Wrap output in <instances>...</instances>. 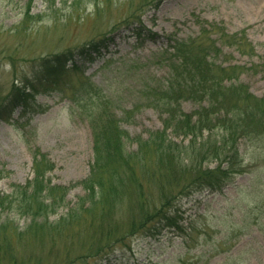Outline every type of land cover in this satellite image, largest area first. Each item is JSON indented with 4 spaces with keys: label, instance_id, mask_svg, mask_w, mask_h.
<instances>
[{
    "label": "rangeland",
    "instance_id": "obj_1",
    "mask_svg": "<svg viewBox=\"0 0 264 264\" xmlns=\"http://www.w3.org/2000/svg\"><path fill=\"white\" fill-rule=\"evenodd\" d=\"M185 47L196 58L204 53L208 73L222 85L221 107L217 92L199 97L183 87L170 104L161 97L169 95V57ZM55 54L62 66L53 68L46 91L0 116V197L31 180L33 156L41 153L53 164L45 172L50 184L70 187L34 222L3 203L0 223L9 222L0 232V264H264V0H0V103L13 80ZM239 88L263 111L243 123L244 131L241 122L235 128L243 172L220 191L173 185L169 164L154 151L155 135L164 131L181 145L190 136L165 129L169 108L195 118L212 101L219 110L206 113L210 129L201 138L219 139L227 135L218 121L223 115V126L234 128L229 117ZM77 93L83 98L74 101ZM105 124L123 132L134 179L124 175L113 203L92 202L87 210L81 180L94 160L93 128ZM169 189L176 219L150 238L132 224L139 206H158ZM106 204L109 226L102 227ZM190 220L184 241L172 234Z\"/></svg>",
    "mask_w": 264,
    "mask_h": 264
},
{
    "label": "trees",
    "instance_id": "obj_2",
    "mask_svg": "<svg viewBox=\"0 0 264 264\" xmlns=\"http://www.w3.org/2000/svg\"><path fill=\"white\" fill-rule=\"evenodd\" d=\"M215 39L216 38H214V40ZM241 41L242 40H239L238 43ZM94 48L97 50L96 45H94ZM178 52H180V50L177 48L169 57V78L170 76L172 77L171 82L169 81V95L165 94L164 91L163 93L160 92L161 97H166L170 104L171 100L177 99V95L173 96L176 93V89H183V87H185L184 89H187L188 92L198 95L199 97L212 96L213 98L214 94L217 92L222 96L218 101V107H221L222 104L225 103V96H223L222 91L219 90L222 85L215 76L208 73L204 53L198 55L196 58L195 54L191 51L189 52V49L186 47L182 54ZM60 55L61 54H55L41 58L37 63L38 66L32 69V75H21L17 84H15L13 80L11 88H9L8 93L3 97L2 102H4H1L2 105L0 103L1 117L4 118L5 113L11 112L16 106L25 108L27 104H29V100L33 97V94L35 95L41 91H46L43 86H46L47 79L50 78L54 72L56 73L53 68L55 66H62ZM186 55L191 57L189 63L192 66L188 63ZM193 56L196 58L195 61H192ZM50 81H52V79H50ZM241 94H243V96H241ZM92 95L91 93L87 97L91 98ZM234 95L236 96V111L233 113L234 116L232 115L229 117V120L234 124V128L223 126V121H227L226 116L223 115V118L218 119V121L223 127V133L227 135H222L219 139L214 138L210 140L208 136L204 137V139L201 138L203 137L201 131L203 129H210L209 123H211V119L206 118V113L219 110V108H213L212 101L208 103V107H204L201 111L197 110L195 118H193L194 116L192 114L182 111L177 113L175 111L176 109L173 108L172 110L169 108V119L165 121V129L170 128L173 136H178L179 134L190 136L187 143L181 145L180 143H176V141L170 138L164 131H161V134L158 136L155 135L156 137L154 140L157 138L158 140L153 144L154 151L160 163L169 164V182H175L173 185L183 184V186L180 187H185L187 191H191L193 188L194 190L207 188L210 191H220L231 180L235 173L243 172V159L235 140V132L237 131L235 128H238V124L241 122L242 125L238 132L244 131L247 127L244 126L243 123L253 120L255 112L260 110V104L256 103L251 105V103H249L250 96L247 90L239 88L237 94ZM81 98H83L82 94L78 95L77 93V95L73 96L74 101L80 100ZM262 108H264V106ZM260 111L263 113L262 110ZM261 124L263 125V123ZM226 128L228 129V133ZM122 133L123 132L115 125H97L93 128L94 160L88 176L81 180V184L87 192L86 194L90 196V203L87 210H90L92 202L105 204L108 200L113 199L111 202L113 203L116 196L119 195V188L123 186L125 179L124 175L126 178L131 180L134 179L132 167L127 163L133 156L125 152L126 149H124ZM151 135L153 134L149 133L147 139L151 138ZM147 144L149 143L147 142ZM139 150L140 147L137 151ZM186 158H188V162L184 164L182 161ZM211 160L216 161L213 167L203 165L204 162ZM52 166V162L47 160L43 153L38 157L34 155L32 160L33 177L31 180H27L23 185L17 186L16 188L19 187L18 191H11V193L4 195V197H0V209H4L3 203L6 202L9 210L14 206L21 214L30 216L31 222H34L35 219L40 216L44 218L48 216L50 211H53L56 206L63 202L64 194L70 187L50 184L49 177H45V172L50 170ZM59 191L63 193L60 197L57 196V192ZM170 193L171 191L169 189V194H162V199L158 206H154L153 208H143L144 206H139V215L136 218L137 221L132 225L136 226V229H143L146 231V234L150 238H159L161 230L165 226H169V223L176 219L175 213L177 209L174 211L170 210V205L173 201V198L170 197ZM18 203H20V206ZM109 209L110 207L107 204L102 206L100 212H102L103 215H100L101 219H104L105 215H109ZM62 219L63 218H61V220ZM106 219H108V217L104 219L103 224L100 223V226L106 227L108 224ZM105 221L107 224L104 225ZM8 222L9 220L5 219L0 223V232L3 236L5 234V229H2V227ZM191 223L192 220L186 225H183V223L175 224L173 227L176 229L174 228V233L171 231L172 234L179 235L184 241L185 237L193 231V227L190 226L189 230H185V227ZM59 225L64 226V223L62 222ZM109 233L110 229H107V235H109ZM172 234L171 236H173ZM102 248L103 246L96 251ZM181 252L182 250H179L177 254Z\"/></svg>",
    "mask_w": 264,
    "mask_h": 264
}]
</instances>
